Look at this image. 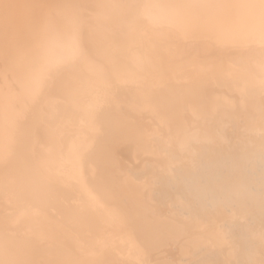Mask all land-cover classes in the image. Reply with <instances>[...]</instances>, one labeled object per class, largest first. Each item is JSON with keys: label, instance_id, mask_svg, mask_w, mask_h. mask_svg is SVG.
I'll return each mask as SVG.
<instances>
[{"label": "bare ground", "instance_id": "bare-ground-1", "mask_svg": "<svg viewBox=\"0 0 264 264\" xmlns=\"http://www.w3.org/2000/svg\"><path fill=\"white\" fill-rule=\"evenodd\" d=\"M0 264H264V0H0Z\"/></svg>", "mask_w": 264, "mask_h": 264}]
</instances>
